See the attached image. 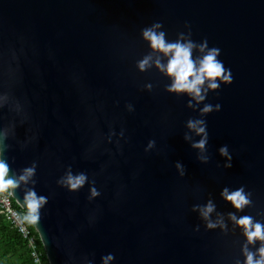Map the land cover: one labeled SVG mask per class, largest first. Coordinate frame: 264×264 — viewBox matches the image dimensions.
<instances>
[{
  "label": "water",
  "instance_id": "95a60500",
  "mask_svg": "<svg viewBox=\"0 0 264 264\" xmlns=\"http://www.w3.org/2000/svg\"><path fill=\"white\" fill-rule=\"evenodd\" d=\"M157 24L194 61L217 49L230 82L169 91L143 35ZM0 148L10 178L34 168L9 189L27 215L28 192L45 199L32 224L49 264L258 259L231 217L264 225V0H0ZM240 189L237 209L224 193Z\"/></svg>",
  "mask_w": 264,
  "mask_h": 264
},
{
  "label": "clouds",
  "instance_id": "9594fccd",
  "mask_svg": "<svg viewBox=\"0 0 264 264\" xmlns=\"http://www.w3.org/2000/svg\"><path fill=\"white\" fill-rule=\"evenodd\" d=\"M160 28V25H154L153 28L144 31L143 35L146 40L150 42V46L153 50H158L168 57L166 64L161 63L159 59L155 61L156 66L168 76L172 78V84L169 87V91L172 92H187L192 95L196 100L200 101L204 99L201 94L202 86L205 82H208V88L215 89L218 87L217 78L223 81L230 82V74H226L225 69L221 62L216 57L218 55L217 49H211L202 58L194 61L192 59V49L194 45L191 42L181 43L177 42H166L165 34L163 32H157L156 29ZM206 45L202 46L203 51ZM152 61L151 56L145 57L143 60L138 62L140 70H145ZM218 107V106H217ZM211 111V106H205L203 112ZM203 121L189 122V127L195 129L197 133H205V128L202 126ZM206 134L199 143L195 144L201 150L204 149L206 144ZM151 147V143L149 145ZM3 149L0 148V154ZM220 152L224 156H228L227 148H221ZM180 167V165H177ZM9 167L3 158H0V192H4L9 188H15L19 181H26L34 173V168H28L24 170V174L19 177V181L9 177ZM86 177L83 174L78 176H72L69 174L64 181L70 189H78L85 183ZM98 193L95 189L92 190V195L95 196ZM225 198L232 202L235 208L242 209L250 201L246 198L243 193V189L237 190L231 194L227 191L224 193ZM45 203L43 197H37L35 192L30 191L26 196V205L28 209V215L24 217L25 220L35 224L39 219V208ZM214 206L209 203L203 210L202 215L207 218L208 215L213 211ZM238 225L243 226L244 233L249 243L255 240L264 242V225L256 222L253 223L251 217H241L237 219L235 215L231 217ZM216 225L209 223L208 227L212 228ZM259 258L255 259L252 252L245 250L246 264H264V244L258 249ZM109 256L107 260H111Z\"/></svg>",
  "mask_w": 264,
  "mask_h": 264
},
{
  "label": "trees",
  "instance_id": "16d2710c",
  "mask_svg": "<svg viewBox=\"0 0 264 264\" xmlns=\"http://www.w3.org/2000/svg\"><path fill=\"white\" fill-rule=\"evenodd\" d=\"M15 206L21 209L16 202ZM26 223L36 235L42 263L49 264L45 250L33 224L27 220ZM0 264H36L26 241L2 214H0Z\"/></svg>",
  "mask_w": 264,
  "mask_h": 264
},
{
  "label": "built area",
  "instance_id": "2783aa9c",
  "mask_svg": "<svg viewBox=\"0 0 264 264\" xmlns=\"http://www.w3.org/2000/svg\"><path fill=\"white\" fill-rule=\"evenodd\" d=\"M0 214L15 228L26 241L36 264H43L38 249L36 235L30 230L24 217L27 215L23 209L15 206L10 189L0 192Z\"/></svg>",
  "mask_w": 264,
  "mask_h": 264
}]
</instances>
